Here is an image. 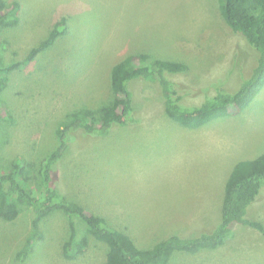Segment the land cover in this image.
Segmentation results:
<instances>
[{
    "label": "rangeland",
    "instance_id": "374dc122",
    "mask_svg": "<svg viewBox=\"0 0 264 264\" xmlns=\"http://www.w3.org/2000/svg\"><path fill=\"white\" fill-rule=\"evenodd\" d=\"M4 1L19 2L20 10L16 26L0 28V67L23 61L60 21L67 27L50 48L7 75L0 95L14 121L0 123V175L23 157L39 196L38 170L58 145L57 129L68 113L112 99L116 62L146 54L150 63L184 64L185 71L166 77L188 107L214 96L217 87L236 92L257 65L255 39L232 31L219 0ZM129 89L133 102L106 135L72 132L54 166L52 187L144 249L171 236L213 232L235 167L264 154V88L243 111L197 129L167 116L158 83L136 79ZM34 217L22 207L16 220L0 218V264H106L108 246L88 234L79 218L76 227L89 247L75 261L64 259L71 220L60 211L42 221L41 235L20 261ZM246 218L264 225V187ZM169 264H264V236L235 224L222 246L194 255L176 252Z\"/></svg>",
    "mask_w": 264,
    "mask_h": 264
},
{
    "label": "trees",
    "instance_id": "16d2710c",
    "mask_svg": "<svg viewBox=\"0 0 264 264\" xmlns=\"http://www.w3.org/2000/svg\"><path fill=\"white\" fill-rule=\"evenodd\" d=\"M219 9L233 32L245 34L256 41L259 56L249 78L234 93L217 87L214 96L206 98L198 106L188 107L181 104L182 97L177 96L166 77V73L185 71L187 66L184 64L161 60L150 63L146 54L127 56L116 62L111 68L112 99L97 109L81 107L68 113L57 129L58 145L42 160L38 170L41 175L40 196L30 186L29 165L23 157H17L10 170L0 175V218L12 222L17 219L22 207L30 208L35 216L33 235L28 237L17 259H27L33 239L41 235L42 221L57 211L71 220L70 235L63 246V257L67 261L77 260L89 247L88 237L79 234L74 218H79L85 224L88 234L108 246L106 264H169L176 252L194 255L203 250H215L232 236L235 224L257 229L264 236V225L246 218L249 207L258 199L264 187V154L255 160L240 162L235 167L226 184L221 223L213 232L190 239L171 236L151 249L139 247L129 234L107 224L103 217L90 214L79 203L60 196L51 184L54 166L68 150L72 132L82 130L92 136L106 135L123 117L121 109L133 102V93L129 89V83L133 80L158 83L167 116L189 129L201 128L216 119L239 113L253 102L264 88V0H219ZM19 10V2L7 5L0 0V28L16 26ZM62 23L60 21L43 42L32 48L23 61L0 67V95L7 88L8 74L22 69L66 33L67 27L62 29ZM3 47H7V44ZM5 109L0 100V123L14 122Z\"/></svg>",
    "mask_w": 264,
    "mask_h": 264
}]
</instances>
